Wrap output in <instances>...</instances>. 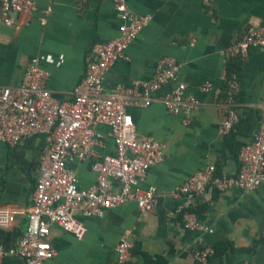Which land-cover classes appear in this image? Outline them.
<instances>
[{"label":"crops","instance_id":"1","mask_svg":"<svg viewBox=\"0 0 264 264\" xmlns=\"http://www.w3.org/2000/svg\"><path fill=\"white\" fill-rule=\"evenodd\" d=\"M37 11L18 15L11 27L0 25V88L20 85L33 57L48 73L46 89L58 102H69L85 74L93 45L118 36L120 20L116 0H35ZM130 11L149 17L148 25L126 51V60L107 72L103 86L150 79L159 61L171 57L180 64L179 81L201 102L189 125L184 117L167 111L161 99L174 85L156 95L148 107H130L138 136H153L165 149V160L151 167L142 188L157 191L154 211L142 213L130 202L108 209L102 217H75L86 235L77 240L53 225L48 240L55 256L45 264H112L120 236L130 230L131 258L126 264H202L193 253L212 247L216 251L206 264H264V183L252 192L209 190L196 200L194 212L207 232L191 231L175 213L180 201L169 191L207 165L218 174L237 175L242 148L251 144L264 125V49L230 59L227 47L241 39L249 27L264 24V0H129ZM51 8L49 15L45 14ZM46 19L43 24L42 20ZM240 77L237 97L239 125L222 136L226 80ZM211 83L213 89L204 92ZM99 158L114 155L115 142L108 125H96ZM43 137L22 146L0 143V208L17 211L14 221L0 224V248H11L28 227V212L40 159ZM92 162H72L79 186L88 189L97 180ZM2 264H24L8 256Z\"/></svg>","mask_w":264,"mask_h":264},{"label":"built area","instance_id":"2","mask_svg":"<svg viewBox=\"0 0 264 264\" xmlns=\"http://www.w3.org/2000/svg\"><path fill=\"white\" fill-rule=\"evenodd\" d=\"M129 0H116L115 11L120 20L118 36L108 42L93 45L86 59L85 74L73 91L69 102H58L46 89L48 73L40 67L39 59L29 60L17 87L0 88V143L9 147L22 146L30 139L43 137L46 148L40 159L38 178L33 192V206L28 212V227L19 243L0 248V264L5 257H18L24 264H45L55 256L48 237L53 225L82 240L86 228L76 217H102L110 209L133 202L142 213L154 211L157 191L154 186L142 188L148 170L165 160L164 147L153 136H138L130 107H148L157 93L174 85L161 102L173 115L184 117L189 125L201 102L188 93L179 81L180 64L171 57L162 58L150 79L133 81L131 85L116 86L110 93L103 82L110 67L126 60V51L148 25L149 17H139L128 7ZM37 11L35 0H0V25L11 27L18 15ZM52 9L45 11L49 15ZM43 24L46 19L42 20ZM264 49V24L249 27L244 36L231 43L226 54L230 59L247 56L253 50ZM213 89L211 83L204 92ZM241 89L240 77L233 72L226 80L223 103L222 136L229 135L239 125L237 97ZM108 125L115 142L114 155L99 158L96 147L100 137L96 125ZM241 164L237 175L218 174L210 164L193 173L186 181L169 191L179 198L175 213L191 231L207 232L194 212L196 200L209 190L225 193L230 190L252 192L264 183V125L254 141L242 148L238 156ZM72 162H92L97 180L88 189L79 186ZM17 211L0 208V224L14 221ZM130 230L125 231L116 246L112 264H126L131 258ZM216 251L207 247L193 253L202 264L215 257Z\"/></svg>","mask_w":264,"mask_h":264}]
</instances>
